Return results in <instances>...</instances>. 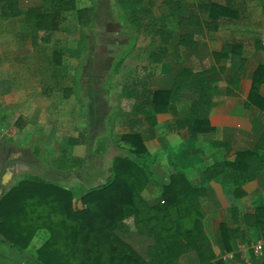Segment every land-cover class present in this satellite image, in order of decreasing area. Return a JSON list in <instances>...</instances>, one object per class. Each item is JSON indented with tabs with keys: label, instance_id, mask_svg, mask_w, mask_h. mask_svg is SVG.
Masks as SVG:
<instances>
[{
	"label": "crops",
	"instance_id": "1",
	"mask_svg": "<svg viewBox=\"0 0 264 264\" xmlns=\"http://www.w3.org/2000/svg\"><path fill=\"white\" fill-rule=\"evenodd\" d=\"M234 1L241 7L243 18L223 24L217 31L180 27L172 40L169 60L157 65L147 61L144 65L148 68L142 73L138 65L139 75L134 80L105 81L101 85L104 93L92 80H78L83 74L82 68L74 71V80L67 79L72 64L64 63V46L49 49L52 40L36 41L24 15H0V198L27 174L69 185H87L88 180L95 185L103 183L109 176L113 157L123 147H131L122 140V135L136 130L156 157L153 166L157 178L143 191L149 203L159 202L157 192L162 194L171 171H184L203 190V228L215 253L210 261L264 264V146L261 144L264 142V101L252 103L250 107L245 105L254 72L264 64V1ZM39 2L19 0V5L25 11ZM183 31L193 33L196 44L174 51ZM228 41L241 42L242 54L230 52L218 56ZM60 42L56 39L54 44ZM56 51L61 52L58 59ZM242 57L245 63L239 72ZM111 67V72H117ZM183 68L205 72L203 78L213 87L210 123L214 130L199 134L195 141L190 140L185 126L197 97L193 89L184 87L175 103L176 111L158 113L154 124L136 108L139 101L136 92L170 89ZM151 74V80L147 81L145 76ZM233 77L238 81L236 88L233 82L229 83ZM229 89H234L235 94L228 95ZM259 93L264 99V82ZM103 99L108 108L100 103ZM103 114L107 115L111 133L98 132L93 126V121L101 120ZM31 137L35 138V146L41 139V150L29 147ZM214 141L226 145L211 150ZM248 149L256 150L263 168L254 179L243 184V194L235 191L230 170L211 181L203 177L204 168L225 159L233 161L237 151ZM142 241L146 243V239ZM258 243H262L259 253L254 248ZM0 264L27 263L0 257ZM180 264H202V261L197 251L190 250L181 255Z\"/></svg>",
	"mask_w": 264,
	"mask_h": 264
},
{
	"label": "trees",
	"instance_id": "2",
	"mask_svg": "<svg viewBox=\"0 0 264 264\" xmlns=\"http://www.w3.org/2000/svg\"><path fill=\"white\" fill-rule=\"evenodd\" d=\"M120 17L130 23L126 30L128 43L120 50L112 65L117 67L137 48L138 29L151 31L159 44L147 57L153 65L169 60L172 40L180 27H205L217 31L223 24L243 18L241 7L234 0L222 3L216 0H113ZM264 1V0H263ZM160 15L156 17L155 6ZM76 15V27L82 40H87L97 20V6L79 7L77 0H40L27 8L19 0H1L3 17L25 16L27 28L38 42H50L53 33L71 29L69 14ZM196 44L194 34L183 31L174 51L189 49ZM241 42L228 41L220 55L230 52L242 54ZM61 52H55L60 58ZM180 55L178 54V57ZM245 58H241V72ZM148 67L140 66L139 73ZM183 68L175 77L170 89L151 91L143 89L137 95V112L145 115L152 124L160 112H175L176 101L184 87L197 92L190 114L185 120L189 138L197 140L199 134L210 132L213 108L212 85L203 75ZM149 81L151 75L145 76ZM237 86V78L229 83ZM264 82V64L253 75V84L247 107L264 101L259 93ZM235 94L234 89L228 95ZM131 147L122 148L112 159L108 178L100 184L85 188L81 184L69 185L27 174L11 185L0 198V243L6 250L0 253L8 260L27 264H180L183 253L195 250L202 264L215 253L203 228L204 211L201 203L203 190L196 187L184 171L175 170L164 182L161 201L151 204L143 191L156 180L155 155L146 147L143 135L131 130L122 135ZM264 146L262 140L261 143ZM221 145L214 141L211 150ZM263 168V161L254 149L237 151L233 161L225 159L204 168L203 177L211 181L231 171L235 191L243 194V184L254 179ZM75 187H79L77 192ZM164 200V203L162 202ZM78 202L81 205H78ZM132 218L138 235L146 239V247L139 251L124 235L130 230L127 220ZM144 239V240H145Z\"/></svg>",
	"mask_w": 264,
	"mask_h": 264
},
{
	"label": "rangeland",
	"instance_id": "3",
	"mask_svg": "<svg viewBox=\"0 0 264 264\" xmlns=\"http://www.w3.org/2000/svg\"><path fill=\"white\" fill-rule=\"evenodd\" d=\"M92 1L93 0H77V3L80 6L83 3L87 4ZM94 1L96 2L97 6V20L92 25L89 35L87 36V40H82L80 37L79 29L75 28L76 15L71 13L69 14V22L67 23L71 29L55 32L51 42L52 44H49L48 47L51 49L55 46L59 48L64 46V63L72 64V67L69 68V75L71 77L67 76V79L71 78V81L74 80V71L76 69L82 68L81 71L83 74L78 78V80H92L94 83H97L96 86L99 87V91L104 93L102 88L103 86L101 85H103L105 81H108L109 79H113L114 81H116V79L117 81H124L127 79L134 80L139 75L138 65L145 67L144 64H147V61L149 62L147 57L149 51L155 49L159 42L151 31H148L145 28L138 29L136 31V33L139 35L137 48L127 57L126 61L120 66V68H118L117 72H111L110 67L116 59V54L117 52L121 51L119 45L121 46L128 43V38L125 34V31L130 30L132 25L120 17L119 11L117 10L113 0ZM253 4L254 3L251 1L252 6H254ZM154 10L156 17L159 16L160 10L157 4ZM56 39L57 41L60 40L61 42L54 44ZM63 43H65V45H63ZM79 53H82V56H80ZM104 100L105 99H103V101L100 103L105 105L106 108L107 105L105 104ZM108 103L110 105L112 102L109 101ZM106 116L107 115L103 114L101 120L93 121V126L96 127V131H100L102 133L104 130H106L108 133H111L109 127L110 123ZM30 140L32 142H28L30 145L29 147H35L37 150H41V147H39L41 145V139L38 140L37 146H35V138L31 137ZM21 142H24V140H21ZM25 143L27 144L26 141ZM172 172L173 171H171V173ZM43 174L48 175L47 173ZM81 185H83L85 188H88L95 185V183H90L88 180L87 185L84 183H81ZM75 189L77 192L80 190L79 187H75ZM157 193L159 194L158 197L160 202L162 199L160 191ZM78 205L80 206L81 203L78 202ZM127 223L130 230L124 235V237L129 242L133 243L139 251L141 248L144 249L146 247V243H143L142 240L145 238H142L137 234L132 218H129ZM0 250V253L5 251V245L0 243ZM0 257L6 259L5 256L3 257V255Z\"/></svg>",
	"mask_w": 264,
	"mask_h": 264
},
{
	"label": "built area",
	"instance_id": "4",
	"mask_svg": "<svg viewBox=\"0 0 264 264\" xmlns=\"http://www.w3.org/2000/svg\"><path fill=\"white\" fill-rule=\"evenodd\" d=\"M162 202L164 203V200H162ZM261 247H262V243H258L254 248H255V251L257 253H259L261 251ZM255 264H263V263H260V262H257Z\"/></svg>",
	"mask_w": 264,
	"mask_h": 264
}]
</instances>
